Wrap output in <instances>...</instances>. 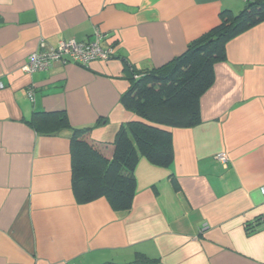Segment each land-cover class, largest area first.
Masks as SVG:
<instances>
[{"label": "crops", "instance_id": "1", "mask_svg": "<svg viewBox=\"0 0 264 264\" xmlns=\"http://www.w3.org/2000/svg\"><path fill=\"white\" fill-rule=\"evenodd\" d=\"M246 0H0V264H264V23L232 39L200 98V122L172 129L174 159L142 158L129 212L80 204L72 133L45 136L35 113L64 112L107 146L137 116L127 66L159 69L244 10ZM227 17V16H226ZM114 59L24 71L31 54L96 32ZM33 90L34 101L28 97ZM230 157L227 168L216 160ZM176 180L177 186L173 180Z\"/></svg>", "mask_w": 264, "mask_h": 264}, {"label": "trees", "instance_id": "2", "mask_svg": "<svg viewBox=\"0 0 264 264\" xmlns=\"http://www.w3.org/2000/svg\"><path fill=\"white\" fill-rule=\"evenodd\" d=\"M192 42L185 53L159 69L138 72L127 66L131 87L122 104L138 118L124 125L106 156L104 144L89 139L93 128L73 129L64 112L35 113L29 122L39 134L72 133V188L80 204L105 198L117 212H129L136 189V168L142 158L160 167L174 159L172 129L193 128L200 122L199 100L214 84V67L225 59L232 39L264 23V0H246L238 15ZM227 16V17H226ZM173 180V179H172ZM175 186L176 180H173ZM261 219L246 226L258 231ZM139 258L133 264H150Z\"/></svg>", "mask_w": 264, "mask_h": 264}, {"label": "built area", "instance_id": "3", "mask_svg": "<svg viewBox=\"0 0 264 264\" xmlns=\"http://www.w3.org/2000/svg\"><path fill=\"white\" fill-rule=\"evenodd\" d=\"M105 36L100 32H96L94 39L86 42H77L76 40L63 41L56 48H44L38 52L30 55L24 71L27 73H34L37 71L50 70L54 65L61 64H75L88 68L94 62H109L114 59V49L112 47L103 46ZM4 85L0 83V89ZM28 97L34 101V92L30 90ZM218 163L227 168L230 162V157L226 153H219L216 157ZM261 194L264 197V186L261 188ZM264 223V217L261 220ZM68 264H77L70 262Z\"/></svg>", "mask_w": 264, "mask_h": 264}]
</instances>
